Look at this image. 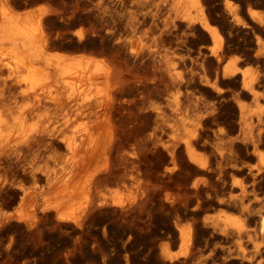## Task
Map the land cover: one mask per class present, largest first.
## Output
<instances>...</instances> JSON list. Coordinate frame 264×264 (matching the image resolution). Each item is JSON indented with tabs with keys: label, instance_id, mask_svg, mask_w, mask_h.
<instances>
[{
	"label": "bare ground",
	"instance_id": "6f19581e",
	"mask_svg": "<svg viewBox=\"0 0 264 264\" xmlns=\"http://www.w3.org/2000/svg\"><path fill=\"white\" fill-rule=\"evenodd\" d=\"M73 4L0 0V264H264V0Z\"/></svg>",
	"mask_w": 264,
	"mask_h": 264
},
{
	"label": "rangeland",
	"instance_id": "374dc122",
	"mask_svg": "<svg viewBox=\"0 0 264 264\" xmlns=\"http://www.w3.org/2000/svg\"><path fill=\"white\" fill-rule=\"evenodd\" d=\"M55 2V3H54ZM61 2V1H60ZM59 2V0L57 1V0H12V3H14V5H15V7H17L18 9H24V8H29V7H34V8H38V7H43V8H51V6H52V9H53V7H55L56 9H53V10H55V13L56 12H58V13H61V14H63V13H65V15L66 16H63L62 18H61V16L59 17L58 15V17L56 16V14H58V13H56V14H54V13H52V17L50 16V14L48 15H46V19H45V24H44V26H46L45 27V30H47L48 28V31H49V33L51 32L52 33V31L53 30H55V31H53V33H52V35L54 34V37L55 38H53V40L51 41L52 43H50V44H52V45H54V47L52 46V47H50V49H53V50H63L64 49V51H67V52H71V53H89L91 50H92V48L91 47H93V46H90V45H88L87 47H81V44L80 43H78L77 42V40L75 39V37H74V35H75V33H79V32H81V31H83V32H85V30H86V28H84V24H82L81 25V23L78 21V20H76V19H68V13H69V10L70 9H72V4L74 3L75 4V0H67V2L66 3H69V5L70 6H68V4L67 5H65L66 6V8L68 9V11H67V9L66 8H64V4H66L65 2H64V4L62 5V2H61V4H59L60 3ZM71 3V4H70ZM56 4H58V5H56ZM73 4V5H74ZM68 6V7H67ZM72 6V7H71ZM61 9V10H60ZM64 10V11H63ZM52 18H50V17ZM54 18V19H53ZM57 21H56V20ZM49 20H51L52 22H50ZM66 20V21H65ZM48 21V22H47ZM55 21V22H54ZM69 21V22H68ZM47 22V23H46ZM77 22V23H76ZM79 22V23H78ZM58 25V26H56V24ZM63 23V24H62ZM52 24V25H51ZM54 24V25H53ZM47 25H48V27H47ZM51 25V26H50ZM63 25V26H62ZM71 25V26H70ZM82 26V27H81ZM52 27H54V28H51ZM58 28L57 30L58 31H56V28ZM62 27V28H61ZM85 27H86V25H85ZM47 28V29H46ZM59 29L61 30V32L59 31ZM64 29V30H63ZM82 29V30H81ZM85 29V30H84ZM62 30H63V32L66 34H63V32H62ZM65 30H68V31H65ZM48 31H46V32H48ZM77 31V32H76ZM62 33L63 35H64V38L62 39L61 37H56L55 35L56 34H58V33ZM68 32V33H67ZM59 33V34H60ZM73 33V34H72ZM73 35V36H72ZM58 38V39H57ZM66 38V39H65ZM70 38V39H69ZM65 39V40H64ZM68 39V40H67ZM71 39H72V42H71ZM75 39V40H74ZM58 40V41H57ZM66 40L68 41V42H66ZM70 40V41H69ZM61 41H63V42H61ZM73 41H75V42H73ZM53 42H54V44H53ZM65 43V44H64ZM75 43H76V45H75ZM61 45V46H60ZM51 46V45H50ZM56 46H57V48H56ZM65 46V47H64ZM77 47V48H76ZM81 47V48H80ZM98 47V46H97ZM97 47H95V49H94V47H93V50H92V52H93V54L96 52V55L98 54V52L97 51H99V48L97 49ZM56 48V49H55ZM80 49V50H79ZM91 49V50H90ZM101 49V48H100ZM105 50L107 51H105V53L104 54H102V56L107 60V61H109V58H110V54H108L109 53V51L107 50V48H105ZM92 52H90V53H92ZM106 55V56H105ZM4 68H3V67ZM9 67H10V59L9 60H7V59H5V60H0V73L2 74V71L4 72L5 71V73H6V75L9 73ZM3 68V69H2ZM5 69V70H4ZM5 73H3V75L5 74ZM22 75V72H20V71H18V72H16L15 74H14V78L15 79H17V78H19L20 76ZM57 88V90L55 89V93H57V91H58V93L57 94H60V96H65V94H66V90L64 89V88H62L61 87V89H59L60 87H56ZM60 90V91H59ZM62 90H65V91H62ZM60 92V93H59ZM64 92V93H63ZM68 95V94H67ZM66 95V96H67ZM68 108H70L69 106L65 109V111L63 112V110L62 109H58V110H56V108L54 107L53 108V106L51 105H48V106H46V107H43V109H42V111H40L39 113H40V115L38 114V116H36V118H35V120L32 122V124H35V123H37V122H39V123H37V124H35V125H37L39 128H42L44 125H45V127H43V128H49V126L50 127H52L53 125H55V124H57L58 125V118H60V120L62 121L63 120V117L64 116H66V118H68V117H71V116H74L75 114H77V113H79L80 111H81V109L79 108V109H76L75 108V111H73L74 109H72L71 108V110H72V112L74 113V114H72V112H71V110L69 111V110H67ZM45 109V110H44ZM46 109H48V110H46ZM51 111H50V110ZM54 111V113H52L53 111ZM56 111V112H55ZM59 111V112H58ZM66 111H68L70 114H71V116L68 114V112H66ZM77 111V112H76ZM52 113V114H51ZM59 113V114H58ZM47 114V115H46ZM49 114H51V115H49ZM55 116H54V115ZM48 115L50 116L49 117V119H46V118H48ZM54 117H58L57 119L56 118H54L55 120H53V116ZM44 116H45V120H44ZM47 116V117H46ZM52 116V117H51ZM62 116V117H61ZM37 118H39V119H42V120H40V121H43V122H41L40 123V121L37 119ZM50 118H52V121H51V119ZM50 120V121H49ZM57 120V121H56ZM60 121V122H61ZM45 122V123H44ZM50 124H49V123ZM52 122V123H51ZM54 122V123H53ZM47 123H48V125H47ZM41 126H39V125ZM109 184H111L112 186L114 185L115 186V184L114 183H108L107 184V187L105 188V189H107L108 187L110 188L111 187V185H109Z\"/></svg>",
	"mask_w": 264,
	"mask_h": 264
}]
</instances>
